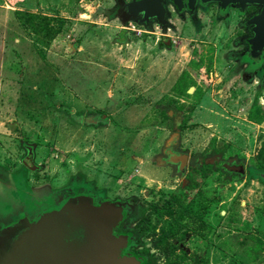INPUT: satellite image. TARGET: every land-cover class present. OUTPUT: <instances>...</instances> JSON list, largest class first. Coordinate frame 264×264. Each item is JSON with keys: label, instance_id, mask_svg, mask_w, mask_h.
Segmentation results:
<instances>
[{"label": "rangeland", "instance_id": "374dc122", "mask_svg": "<svg viewBox=\"0 0 264 264\" xmlns=\"http://www.w3.org/2000/svg\"><path fill=\"white\" fill-rule=\"evenodd\" d=\"M119 1L131 2L0 0V264L15 259L33 225L73 202L92 206L87 212L116 206L108 213L120 259L169 263L157 250L164 221L156 209L164 212L175 194L209 208L212 228L202 232L192 223L185 252L205 255L202 264H264L247 257L233 237L239 227L251 248L264 242V67L245 63L236 15L226 19L212 4L193 14L170 12L166 24L147 28L123 24L113 12L121 10ZM26 13L51 15L60 33L34 34ZM94 56L116 73H91L94 65L85 62ZM136 61L146 66L144 77L135 72ZM181 72L182 84L172 88ZM155 77L156 87L167 83L163 100V88L147 94ZM254 78L260 80L255 87ZM189 87L196 89L192 95ZM98 112L101 121L110 114L111 125L90 127ZM171 142L192 158L181 179L166 163ZM225 163L246 172L228 175ZM148 223L158 230L147 237Z\"/></svg>", "mask_w": 264, "mask_h": 264}, {"label": "water", "instance_id": "95a60500", "mask_svg": "<svg viewBox=\"0 0 264 264\" xmlns=\"http://www.w3.org/2000/svg\"><path fill=\"white\" fill-rule=\"evenodd\" d=\"M167 1H171L180 11L185 6L183 0H133L127 9L132 15L140 16L143 23L149 24L155 19L166 24ZM185 1L189 9L194 11L198 0ZM201 3H218L223 10L230 5L242 8L248 4L264 6V0H201ZM249 25L253 26L254 33L249 45L256 57V53L264 49V10L262 15L252 17ZM29 151L31 153L27 160L34 162L32 151ZM178 159L182 161L181 169L186 167L188 156L183 155ZM171 161L179 162L177 159ZM223 167L229 172L245 173L244 165L225 163ZM88 207L92 208L83 202L69 203L64 209L44 218L41 223L37 222L22 235L15 259L7 260L5 264H138L135 257L119 258L121 244L112 234L114 220L109 218L111 213L117 212L116 206L105 205L101 209L93 208L91 212H87L90 211L86 210ZM97 210L103 211L102 215L97 214ZM38 228L42 229L38 231Z\"/></svg>", "mask_w": 264, "mask_h": 264}, {"label": "trees", "instance_id": "16d2710c", "mask_svg": "<svg viewBox=\"0 0 264 264\" xmlns=\"http://www.w3.org/2000/svg\"><path fill=\"white\" fill-rule=\"evenodd\" d=\"M26 19L31 22L30 28L33 33L42 35L46 38H52L58 33H60L59 28L55 27V22H57L55 18L41 15L40 13H26L24 15ZM54 24V25H53ZM58 24L62 25L63 22L59 20ZM52 27L55 29L53 30ZM190 110L193 109V107L189 108ZM251 116L257 117L255 114H252ZM264 152V150H263ZM206 164L204 165V167ZM261 167L264 168V163L261 165ZM212 168L211 165H208V170H204L205 174L204 176L208 174L209 169ZM228 175H232L229 171H225ZM196 184H198L197 181L194 180ZM192 185V181L190 183ZM200 192L199 194H201ZM186 196H173L169 200L166 201V204L168 203V206H165L166 210L163 212V210H158V215L161 216V220L164 221V226L161 227V235L158 238V241L156 243L157 250L162 253H166L167 257L170 258V262L166 264H202L204 260H206L205 255H199L196 258V255H189L185 250H183L178 242L176 240L183 239L185 240L186 237L190 233L191 224L192 223H198L196 226L199 227V229L204 232V230H210L212 227L210 224H208V220L206 219L207 207L201 208L196 207L195 208V201H192V203H186L184 198ZM208 199V197H205ZM216 199L215 196L213 197V200ZM218 198L216 199V201ZM170 216L169 219L164 220L163 217L166 215V213ZM221 219H225V216L220 214ZM189 219V220H188ZM229 220H236L234 217H230ZM193 225V224H192ZM158 226L155 224L148 223L147 226L144 227V230H142L144 233L149 232L151 229L154 231V233H157ZM204 236L203 234H200ZM146 236L149 235L146 233ZM205 237V236H204ZM242 236L238 235L235 237L237 239V243H241L240 246H244L245 249L243 251L245 252L247 257H250L255 262H264V242L257 240L256 246L249 245V241L251 240L248 236L242 237L243 239H240ZM175 239V241H174ZM183 242V241H181ZM177 251L181 252L177 254ZM256 251H259V253H256ZM150 252L149 249H146L144 253ZM149 254V253H148ZM194 254V253H193Z\"/></svg>", "mask_w": 264, "mask_h": 264}, {"label": "flooded vegetation", "instance_id": "af4514ba", "mask_svg": "<svg viewBox=\"0 0 264 264\" xmlns=\"http://www.w3.org/2000/svg\"><path fill=\"white\" fill-rule=\"evenodd\" d=\"M131 1H133V0H131ZM170 4H172L171 1L166 2L167 9H168ZM212 4H215L218 6L219 10H217V12L219 14H221L226 19H229L232 15H236L237 21L239 22L238 23L239 24V26H238L239 46H240V49L243 51L242 53L244 55V60H246L245 63H249L252 66L262 65L264 67V49L259 51L258 53H256V57H255V56H253L251 47L249 45V40L254 36L253 26L249 25V21L254 16L262 15L263 10H264V6L261 4H251V5L248 4L244 8H242L241 6H238V5H230L225 10H223L221 5L218 3H210V4L203 5L201 2L199 3V0H198L197 6H196L194 11H191L189 9V7L187 5V1H185V4H184L185 6L181 11L178 10L176 7H174V8L176 9V12L179 14H182L185 12H187L189 14H193V13H196V11L200 8V6H202V8H207L209 6L211 7ZM125 8L126 7L121 8V10H119V12L121 14L126 15L125 10H124ZM169 13L170 12L168 11V14ZM168 14H167V16H168ZM154 21H156V20L154 19L151 22L153 23ZM240 64H241V61H240ZM26 149H27V147H26ZM30 153H31L30 151L27 152V157H26L27 159L29 158ZM165 154H166L167 165H171L173 167V169L175 170V172L180 176V178L182 175L184 176V174H186L189 171V169H190L189 166H190V163H192V158L188 154H185L182 151L176 150L172 145L167 146V148L165 150ZM183 155L188 156V161H187L186 167L181 169L182 161L178 158L180 156H183ZM172 159H177V161H179V162L172 163V161H171ZM184 171H185V173H184ZM70 196H71V194L69 195V197ZM180 247L183 250H187V248L184 245H182Z\"/></svg>", "mask_w": 264, "mask_h": 264}, {"label": "crops", "instance_id": "0c3cea01", "mask_svg": "<svg viewBox=\"0 0 264 264\" xmlns=\"http://www.w3.org/2000/svg\"><path fill=\"white\" fill-rule=\"evenodd\" d=\"M120 3V4H119ZM119 3H118V6L120 7L121 6V8H123V7H126L127 8V5L130 3H127V2H125V1H119ZM120 8V9H121ZM124 9L125 10V13H126V15L125 14H121L120 12H118L116 9L113 11L114 12V14L117 16V17H119L120 19H122L124 22H123V24H126V22H130L131 20L134 22V23H136V24H138V25H146V27L147 28H150L151 26H152V22H150L149 24H146V23H143L142 21H141V17L140 16H134V15H132L129 11H128V9ZM46 16H51V15H48V14H45ZM115 17V16H114ZM54 25V24H53ZM90 26H92V24L90 25ZM132 29V28H131ZM132 30H135V28L134 29H132ZM35 34V33H34ZM38 35V34H37ZM134 43V42H133ZM158 45H159V43H158ZM126 47H127V49H129V47H130V43H129V41H128V43L126 44ZM77 48V49H76ZM76 48H74V52H76V53H78V57H79V55H84V53H83V51L84 50H78V47H76ZM75 53V54H76ZM47 58V57H46ZM45 58V59H46ZM94 59H96L95 60V62L93 63V60ZM46 60H48V59H46ZM76 60L79 62V60H80V58H76ZM93 60H91V61H89V63L88 62H85L87 65H94V68H92V70H91V73H95L96 71H97V69H101L102 71H103V73H108L109 74V76H112L113 74H115L116 73V71H115V73H114V69H112V68H110L109 67V65H106V66H103L101 63H98L99 62V60L97 59V56H94L93 57ZM139 60V59H138ZM137 60V61H138ZM136 61V64H135V66H136V68H138L135 72L137 73V74H143V69L144 70H146V66L145 65H138V63L139 62H137ZM82 62H79V65H81L83 68L85 67V64L83 63V64H81ZM67 64H65V66H66ZM64 66V65H63ZM24 68H25V66H23V70H24ZM46 68L47 69H49V67H47L46 66ZM130 68H131V66H130ZM142 69V70H141ZM123 70H125V69H123ZM174 73V72H173ZM173 73H171V74H173ZM141 74V75H142ZM165 74V73H164ZM185 74V73H184ZM118 75H119V73H118ZM166 75V74H165ZM181 75H182V72H181V74H180V76L178 77V78H176L177 80H176V82H175V84H173L172 86V88H175L177 85H178V83H179V81H180V84H182V81H183V76L181 77ZM143 77H144V74H143ZM181 77V78H180ZM53 79H54V82L56 83V79L53 77ZM156 79H157V77H155L154 78V81H153V83L151 82V84H149V88H152V90H147V94H149V95H157V93H158V95H159V88H163L162 90H163V94H161L160 95V97H162V100H163V98L165 99V98H167V90H168V87H167V83H166V81H165V83H162V81L160 82H158V84H157V87H156V85L154 84V83H156ZM166 79V78H165ZM143 81V80H142ZM139 82H141V81H139ZM191 88H194V87H189L188 89H187V93H188V91H189V95H192L195 91H196V89L194 88V90H192L191 91ZM111 92L112 91H110L109 93H110V95H114V93L113 94H111ZM176 93V92H175ZM169 96H171V95H169ZM172 97V96H171ZM170 97V98H171ZM173 98V97H172ZM148 101H152V100H149V99H147ZM160 100L161 99H159V103H160ZM152 102H154V101H152ZM162 103L164 102V101H161ZM187 108H188V106H187ZM189 109V108H188ZM163 110V113L166 115V118L167 119H169V118H171L172 119V117H173V115L171 114V112L170 111H164V108L162 109ZM194 111V109L192 110V112ZM99 114H102L103 116H104V113H95V114H92V116H96V119H95V121L93 122V124H91V125H89L90 127H94L95 128V130H97L98 128H100L99 126L100 125H103V124H101V123H104V125H106V126H108V125H111V121L109 120L110 118H108L109 116H110V114H109V116L107 115V117L106 118H104L102 121H101V117L99 116ZM174 114H176V113H174ZM102 116V117H103ZM262 123V122H261ZM179 127V126H178ZM174 129V131L175 132H177V131H181V130H179V129H177L176 127L175 128H173ZM177 130V131H176ZM169 145H172L174 148H175V142H171V143H168V145L167 146H169ZM177 148V147H176ZM175 148V149H176ZM176 150H178V149H176ZM179 151V150H178ZM185 153V152H184ZM185 154H188V153H185ZM189 155V154H188ZM190 156V155H189ZM140 163H143L144 162V159H141L140 161H139ZM159 162H161L160 160H159ZM160 164H162V163H160ZM170 167H171V170H173L174 172H175V170L173 169V167L171 166V165H169ZM200 166H202V167H204V165H202V164H200ZM191 172V171H190ZM246 172V171H245ZM176 173V172H175ZM188 173L189 172H187V174H186V176L188 175ZM230 173H234V172H230ZM204 174H205V172H204ZM236 174H239V175H244V174H241V173H236ZM178 175V174H177ZM179 176V175H178ZM232 176H234V175H232ZM180 178V177H179ZM181 179V178H180ZM187 181V184L185 183ZM183 184L185 183L188 187L190 186V185H188V184H190V182L185 178L183 181ZM191 187V186H190ZM13 188H16V186H15V184L13 185ZM185 195V194H184ZM97 196V195H96ZM174 196H176V194L174 195ZM173 197V196H172ZM208 210H209V208H208ZM208 213H207V215H206V217L208 216V215H210L209 214V211H207ZM223 216H225V218H227L229 215H228V212H226V214L225 215H223ZM236 219V218H235ZM237 221V219L236 220H230V222L231 223H235ZM208 222V224H210L211 225V221H207ZM234 231L235 232H237V234H235V235H233V237H237L238 235H240V236H242V237H245V236H247V235H245V233H242L243 231H241V229H239V227H235V229H234ZM240 238V239H243V238ZM189 239V236L188 237H186V240L185 241H183L182 243H183V245L187 248V250H188V247H187V245H185V242L187 241Z\"/></svg>", "mask_w": 264, "mask_h": 264}, {"label": "clouds", "instance_id": "9594fccd", "mask_svg": "<svg viewBox=\"0 0 264 264\" xmlns=\"http://www.w3.org/2000/svg\"><path fill=\"white\" fill-rule=\"evenodd\" d=\"M201 2V0H199V3ZM183 3H185V0H183ZM168 11L169 12H176L174 6L172 4L169 5L168 7ZM260 84V80L259 79H253V83H252V86L255 87V86H258ZM261 101L264 102V96L261 97Z\"/></svg>", "mask_w": 264, "mask_h": 264}]
</instances>
